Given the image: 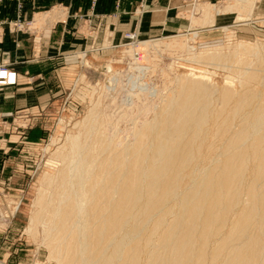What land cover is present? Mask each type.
<instances>
[{
	"label": "bare ground",
	"instance_id": "1",
	"mask_svg": "<svg viewBox=\"0 0 264 264\" xmlns=\"http://www.w3.org/2000/svg\"><path fill=\"white\" fill-rule=\"evenodd\" d=\"M256 3L232 9L250 14ZM183 49L190 61L228 69L241 91L192 72L140 124L107 130L92 110L54 155L29 219L28 233L56 264H264V45ZM224 135L207 158L206 143Z\"/></svg>",
	"mask_w": 264,
	"mask_h": 264
},
{
	"label": "rangeland",
	"instance_id": "2",
	"mask_svg": "<svg viewBox=\"0 0 264 264\" xmlns=\"http://www.w3.org/2000/svg\"><path fill=\"white\" fill-rule=\"evenodd\" d=\"M73 1L51 0L50 7L39 10L43 2L40 0H0V39L7 36L16 42L17 36L23 35L34 45L32 64L25 63V68H21L23 78L17 77L15 69L20 65L12 60L0 64V70L14 75L12 82L0 81V264H56L49 259L39 237L28 233L29 219L39 209L37 198L43 177L55 172L54 155L63 150L68 137L78 134L92 110L100 114L107 130H124L130 124H140L158 111L178 76L188 78L192 72L195 76L205 73L207 81L218 88L229 83L241 91L239 81L228 69L188 60L190 56L184 45L195 52L220 49L223 54L230 53L240 43L249 47L264 45V15L258 13V3L250 14L233 10L235 0H219L217 4L197 0L194 4L183 3L180 20L186 25L190 20L191 26L172 33L155 31L151 17L145 16L154 0H139L132 10L136 22L143 19V31L139 33L135 28L115 32L110 25H103L107 17L97 16L95 12L101 0H88V12L84 14L78 13ZM121 3L122 0L114 1L116 11ZM105 7L103 4L99 9L104 11ZM202 8L205 15L196 16V10ZM52 11L59 14L55 20L48 21ZM216 14L227 18V24L217 30L220 26L213 27ZM66 20L67 24L73 21L68 35L62 40V34L53 33L52 46L40 47L42 36ZM205 27L214 30L201 32ZM45 50L51 51L48 58L42 56ZM4 52L0 54H5V60L11 59L10 51ZM137 64L150 70L137 73ZM9 73L0 77L8 79ZM252 87L263 90L261 84L254 83ZM147 104L152 106L149 108ZM104 115L108 116V122ZM233 123L237 125L239 119ZM226 137L210 139L206 143L210 150L204 151V155L215 156Z\"/></svg>",
	"mask_w": 264,
	"mask_h": 264
},
{
	"label": "crops",
	"instance_id": "3",
	"mask_svg": "<svg viewBox=\"0 0 264 264\" xmlns=\"http://www.w3.org/2000/svg\"><path fill=\"white\" fill-rule=\"evenodd\" d=\"M40 1H43L41 5L43 7L40 6V8H38L39 10H46V7L48 8L51 5L50 3L51 0H40ZM114 1L115 0H106L104 2V0H101L99 8L101 9V6L104 4L106 5L105 10L101 11L98 8V10L95 11L97 16L105 15L107 17L106 19L102 21V23L104 22L103 25H110L112 29H114L115 32L116 31H132L133 28H135V30L137 29V31L141 33V31H143L142 30L143 19H141V21L138 23V21L136 22L134 18L132 17L133 7H135V5L138 3L139 0H122L121 7L118 11L114 9ZM194 1L195 0H154L150 4V10L148 14H145V16L151 17L150 19L151 25L153 26V28H155V31L157 29L160 31L164 30V31L172 32V33H175V32L177 33L178 31L187 29L188 27L191 26L190 20H188L189 25H186L185 22L180 20V17H181L180 11L181 9H184L183 3L190 4V3H193ZM197 1L198 2L204 1V3L217 4L219 0H197ZM73 3H74V6L76 7L74 8L78 10V13L84 14L88 12V0H74L72 4ZM257 9H258V13L263 16L264 15V0H259ZM58 14H59V11L50 12L49 15L47 16L48 21L55 20ZM224 14L215 15V21H214L213 27H216L217 25L220 26V27H216L215 28L216 30L223 28V25L227 24V22L225 21L227 18L224 17ZM68 15H69V10H67V13H66L67 17ZM144 20L146 19L144 18ZM60 22L61 23H59V25L53 28V30H49L48 34H44L42 36L43 41L41 42L40 47L46 49L52 46L51 39H52L53 33L62 34V37H61L62 40L65 34L68 35L67 32H69L71 28L70 27L71 23L73 21H69L68 24H67V20L60 21ZM97 23H99V20L97 21ZM73 25H76V24H73ZM240 26H243V25H240ZM213 27L211 28L205 27L203 28L201 32L213 31L214 30ZM150 30H153V29H150ZM10 41L12 42L10 43ZM0 42H1L0 52L1 51L4 52L7 50V51H10L11 53L10 55L11 59L9 60L8 59L5 60V56H4L5 54H0V64H3L5 62L9 63V61L12 60V63H16L17 65H20V66H17V68L15 69L17 77L23 78V75L21 74V68L22 67L25 68L23 66L25 65V63L32 64V62L30 61V58H31V49L33 48L34 45L33 43H31V39H28L23 35H18L16 38V42H17L16 43L15 38L11 37L9 39L7 36H5V37H2V39H0ZM64 42L65 41L61 43H64ZM70 45H74V44L71 43ZM50 52L51 51L45 50L42 56L44 58L46 57L48 58V56L50 55ZM31 89L33 90L32 87Z\"/></svg>",
	"mask_w": 264,
	"mask_h": 264
},
{
	"label": "built area",
	"instance_id": "4",
	"mask_svg": "<svg viewBox=\"0 0 264 264\" xmlns=\"http://www.w3.org/2000/svg\"><path fill=\"white\" fill-rule=\"evenodd\" d=\"M13 80H14V78H13ZM13 80H11L10 82H12ZM6 81V80H5ZM9 82V81H8Z\"/></svg>",
	"mask_w": 264,
	"mask_h": 264
}]
</instances>
